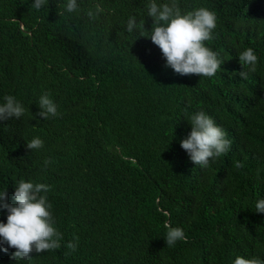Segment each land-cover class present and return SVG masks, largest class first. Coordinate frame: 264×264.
Listing matches in <instances>:
<instances>
[{
  "label": "trees",
  "instance_id": "obj_1",
  "mask_svg": "<svg viewBox=\"0 0 264 264\" xmlns=\"http://www.w3.org/2000/svg\"><path fill=\"white\" fill-rule=\"evenodd\" d=\"M33 2L0 0V103L12 95L25 108L0 122V191L15 205L20 179L49 185L63 241L18 261L14 248L0 244L8 247L0 264L264 260V213L254 208L264 199V0H176L182 12L205 7L216 14L206 46L224 62L211 78L175 73L147 34L126 30L135 15L151 31L149 0H77L78 12L63 15L66 0L39 10ZM97 4L104 11L90 20L86 13ZM248 47L258 59L244 80L238 53ZM44 93L58 117L37 115ZM198 111L232 141L208 168L180 146ZM34 137L43 141L39 150L26 147ZM6 217L0 210V222ZM165 222L180 227L186 241L168 247ZM75 238L71 251L65 245Z\"/></svg>",
  "mask_w": 264,
  "mask_h": 264
},
{
  "label": "clouds",
  "instance_id": "obj_2",
  "mask_svg": "<svg viewBox=\"0 0 264 264\" xmlns=\"http://www.w3.org/2000/svg\"><path fill=\"white\" fill-rule=\"evenodd\" d=\"M48 4V0H34L32 8L39 10ZM63 12H78L77 0H66L59 5ZM100 5H93L86 15L95 20L103 13ZM147 16L152 18L151 31L144 30V21L137 22L135 15H130L126 22V30L131 33L138 31L141 35L147 34L151 41L161 50L166 60V67L175 73L186 75H199L200 77H214L221 71L224 61L206 42L212 41L214 30L217 27L215 12L199 7L191 11L182 12L176 0L168 3H157L149 0ZM239 63L243 71L239 76L247 80L249 72L256 71L257 56L251 47L238 53ZM247 69V71H245ZM37 113L39 117L47 120L49 117H58L60 113L56 103L49 94L44 93L38 98ZM25 113L24 106L12 95L4 97L0 103V122L11 118H20ZM191 125L189 135L180 141V146L188 154L190 161L196 166L208 168L211 160H215L230 151L232 141L227 138L226 131L218 126L214 119L203 111H198L188 117ZM30 150H39L43 141L39 137L32 138L26 143ZM51 161H45V166ZM237 169L244 167L240 161H234ZM50 186L45 183H33L20 179L15 185L13 199L15 205L7 202V193L0 191V210L7 211L6 223L0 222V244L6 243L14 248V260H27L33 250L37 253L57 250L61 248L63 235L54 226L55 221L50 211L52 205L48 202ZM255 212L264 213V199H257L254 205ZM166 230L164 240L168 247L175 246L177 241H186L185 233L180 227H173L165 222ZM66 248L75 251L78 247V238L66 243ZM8 247L0 248L7 252ZM233 264H264L259 257L236 256Z\"/></svg>",
  "mask_w": 264,
  "mask_h": 264
}]
</instances>
